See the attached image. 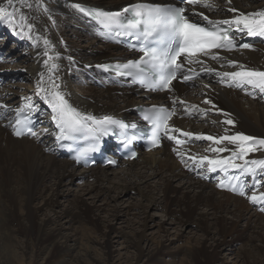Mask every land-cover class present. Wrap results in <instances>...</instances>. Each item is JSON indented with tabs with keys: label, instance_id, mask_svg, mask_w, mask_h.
<instances>
[{
	"label": "bare ground",
	"instance_id": "1",
	"mask_svg": "<svg viewBox=\"0 0 264 264\" xmlns=\"http://www.w3.org/2000/svg\"><path fill=\"white\" fill-rule=\"evenodd\" d=\"M143 1L154 0H13L11 6L7 5V0H0V5L5 6L7 11L16 13L17 21L15 29L9 27L7 21H0V34L15 39L13 47L19 49L14 53L12 47L7 48L6 43H0V57L3 60L0 63V81H7L13 69L17 72L14 61L18 64L23 62L29 66L26 73L30 85L27 89L32 98V101L17 99L16 85L9 81L0 90V103L9 113L33 109V112H39L46 119L41 135L35 139H14L9 130L0 124V249H17L13 243L23 237L24 242L19 249H32L38 254L56 249L59 253L57 264H67L74 249L70 243L77 244L78 241L86 240L95 245L94 248H91L92 245L87 247L96 249L95 262L110 264L114 257L110 244L115 237L122 239L123 249L133 250V264H159L163 260L161 253L166 248L163 242L151 246L142 230L129 233L117 231L100 218L105 213L110 219H115L118 214L113 204L132 192L137 197V203L131 206L130 211L134 212V217L142 216V228L146 227L145 210L155 208L164 210L179 225L191 223L200 231L202 240L188 246L189 250L179 264H198V255L204 258L215 255L220 244L227 240L229 243H244L247 264H264V216L251 213L249 207L253 204L262 210L264 202L252 203L249 198L227 192L225 186L222 188L218 183L202 181V177L209 178V166H197L189 159L202 156L227 159L231 152L217 154L210 149L225 145L229 149H236L235 145L227 144V141L214 145L211 141L201 139L207 143L202 150L179 149L175 140H171V148L165 146L156 152L142 153L134 162H117L120 171L113 179L106 166L97 165L78 170L77 173L78 165L56 151L54 145L57 132L52 124L54 122L49 121L55 113H48L44 108L45 105L50 106L45 97L53 101L52 92L63 95L80 116L98 118L115 116L130 119L129 111L132 108L164 100L162 96L139 95L135 90L105 84L95 66L120 61L125 53L103 44L94 27L77 13V6L80 5L117 11L126 5ZM211 2L214 5L212 8L200 12L208 13L212 19H231L242 13L264 10V0ZM230 8L236 12L229 11ZM28 25H31V29ZM1 35L0 38H3ZM76 40L81 44H77L79 42ZM96 44L100 46L96 47ZM80 47L87 49L81 50ZM229 62H235L237 67H230ZM239 65L250 70L264 71V44H250L249 48L242 51L220 54L217 60L202 66L205 70L213 69L211 76L207 74L204 78L203 86L196 83L192 84V89L175 86L176 96H181L178 99L196 108L192 109L193 120H175L171 128L194 135L220 137L243 133L257 140L264 139V94L248 85L234 86L227 90L224 88L225 82L217 84L213 76L214 71H238ZM81 82H84V86H81ZM53 83L57 87L54 88ZM38 86L43 89L39 94ZM80 91L85 96H80ZM206 100L209 103H204ZM26 104H30L31 108H26ZM198 109L200 113H197ZM202 112H207V115L202 117ZM224 112L230 114L235 126L222 123ZM175 135L182 141L189 139L180 136L178 132ZM257 147L259 150L249 153L244 160L237 158L235 161L264 160V147ZM177 151L183 152L184 156H178ZM185 160L193 162L188 172L183 169ZM243 175L251 179L254 175L264 177V169L257 168L254 174L245 171ZM82 178L90 183H87L80 197L76 196L77 199L68 206L56 211L65 200L61 190L66 186L65 182L72 183ZM153 180L157 182L152 186ZM259 185L257 183L254 189ZM256 191L247 197L264 194V191ZM86 200H90V204ZM100 202L103 204L99 205ZM44 209L53 212V217L39 219ZM242 221L245 222L243 229L239 228ZM65 224L69 227L78 224L81 228H74L72 235H66L63 234ZM2 257L0 255V264H8ZM87 257V254L80 255L77 263L83 264Z\"/></svg>",
	"mask_w": 264,
	"mask_h": 264
},
{
	"label": "snow or ice",
	"instance_id": "2",
	"mask_svg": "<svg viewBox=\"0 0 264 264\" xmlns=\"http://www.w3.org/2000/svg\"><path fill=\"white\" fill-rule=\"evenodd\" d=\"M188 4H199L205 8H212L214 5L211 0H186ZM230 2V0H229ZM13 0H7V5L11 6ZM83 11V9H80ZM133 11H136L139 15L146 19L142 20H130L128 22V27L137 28L141 24L143 27V35L145 38L156 36L162 38L165 43V47L161 50L153 49L151 52H146V56H150L152 63V68H159V86L164 89H168L171 81L176 77V71L182 69L183 62L178 63V58L184 56L188 64L202 63V61L194 60L198 55L211 56L213 59H218V57L212 53L213 49L223 48L230 50L234 47V41L229 35V30H234L236 32L246 31L249 36H262L264 37V10L257 11L250 14H239L234 16L231 19H223L212 21L209 17L204 16L203 19L208 21V24L211 27L201 26L197 23H194L190 20L189 17L185 16L184 8H159L151 7L147 5H134L132 6ZM125 12L130 11L126 8ZM229 11L236 12L235 9L230 8ZM88 14V13H86ZM16 13L7 11V8L3 5H0V21H7L9 27L15 29L17 21L15 19ZM98 21L105 26L112 23H116L120 16L119 13H110V12H97L95 14ZM221 25L227 27H220ZM28 28L31 29V25H28ZM244 48H249V44L242 45ZM45 55H48L45 52ZM47 63V62H45ZM230 67H237L235 62H229ZM125 68H139L135 64L124 65ZM240 70L234 72H223L216 73L220 78L221 82L224 83L225 78L227 80L233 81L234 83L229 86L243 87L245 85L250 86L252 89H258L261 94H264V71L250 70L246 69L243 65L238 66ZM108 69H105L107 71ZM191 71V69H189ZM139 71L144 72L145 69L140 68ZM209 73L213 69H206ZM117 75L122 73L117 69ZM132 75L131 72L127 73ZM183 79L188 81L193 79V76L184 75ZM53 87H57L53 83ZM43 89L38 86L37 94L42 92ZM53 101L45 100L53 108L55 115L53 119L56 121V124L59 128V134L56 136L58 141L68 140L73 138L72 134L81 131L82 128L88 127V131L92 132L94 129L87 125V121L91 120L95 125H107V124H116L118 121L113 120L111 117H105L103 120H95L92 117H81L79 113L75 112L68 105L67 101L61 96L58 92H52ZM175 103V101H174ZM181 104L184 101H180ZM204 103H209V101H204ZM26 108H31L30 104L25 105ZM195 105L186 106L185 112L190 114L189 109H195ZM23 111V109L21 110ZM219 111V110H217ZM175 110L167 112L165 110H160L155 112L154 118L146 116L145 119L152 120L158 128L162 129L166 135L168 133H179L180 136L188 137L189 139L196 140H208L211 141L214 145H221L225 141L227 144L235 145L236 149H229L227 145L224 147H212L211 152L214 153H223L231 152V156L227 159H209L207 156L202 157H189L192 159L197 166H202L207 164L210 171H216L217 168L226 170L227 168H239L241 171H246L250 173H255L257 168L264 169V160H252L244 161V165H250L245 168L244 165H238L234 161L235 159L244 160L245 156L253 151H258L259 148L257 145L264 147V139H259L245 135L243 133H236L233 135H224L220 137L214 136H205V135H194L188 132H182L179 129L171 128L168 124V121L173 115H175ZM225 116V119L222 123L230 126H235V122L231 119L230 114L227 112L222 113ZM17 125L21 124L22 121L17 119ZM32 135H36L35 132L29 129ZM17 135H21L20 131L16 132ZM169 140H175L177 145L185 143L174 135H168ZM159 143L158 137H153L152 144L157 146ZM175 151V149H174ZM177 155L183 157L184 153L177 151ZM239 179L238 177L236 178ZM259 183V182H257ZM220 187H224L223 184ZM235 190V189H234ZM240 195H245L244 191H240ZM252 203L264 202V194L256 196L253 194L251 197H248Z\"/></svg>",
	"mask_w": 264,
	"mask_h": 264
},
{
	"label": "rangeland",
	"instance_id": "3",
	"mask_svg": "<svg viewBox=\"0 0 264 264\" xmlns=\"http://www.w3.org/2000/svg\"><path fill=\"white\" fill-rule=\"evenodd\" d=\"M1 36H3V38H0V43H3V44L6 43L7 48L10 46L13 48L12 50L14 51V53L18 52L19 49L16 47H13V44H12L14 43L13 41L15 39L13 40L12 38H9L7 36L5 37L4 35H1ZM76 41L79 42V40H76ZM77 44H81V43L79 42ZM97 46H100V45L96 44V47ZM80 48L81 50L87 49L83 47H80ZM14 62L17 67V72H16V69H13L14 72L10 75V78L7 81H5L6 83L4 82L1 84V90L4 88L3 86H5L10 81V84L16 85L15 90L17 91V95L15 97L17 99H21V98L31 99V96L29 94L30 91L27 89V87L30 85V81L28 80V75L26 73L27 67L29 66H27L23 62H19V64L17 61H14ZM14 74H17V75L12 76ZM83 83L84 82H81L82 84L81 86H84ZM96 88L99 89L98 87ZM79 94L80 96H83L85 93L80 91ZM208 117H211V116L209 115ZM253 160H258V159H253ZM247 161L250 162L252 160L247 159ZM249 166L250 165H247V167ZM77 167H76L77 169L76 171L78 173V170H81V169ZM118 168L119 166H115V167L106 166V170H109V173L111 174L110 175L111 179L115 178L118 175V172L120 171ZM260 177H263V176H260ZM156 182H154V180L151 181V185L153 186L154 184H156ZM87 183H90V182L83 178L75 179L72 183L66 181L65 182L66 186L61 189L62 193L65 194V200H63L60 206H58L55 210L60 211L66 206H68L70 202L79 198L82 190L85 188ZM260 183L261 182H259V184ZM262 188H264V185H262V187H260L259 190H263ZM134 196H135L134 193L132 192L128 193L126 197H123L118 203L113 204V206H116V210L118 214L116 216L117 218L115 217V219H110L105 213H103L101 214V217H100L101 220L110 224L117 231H123V232L129 233L134 230L135 231L142 230L144 232V236L146 235V238L149 240V244L151 246L155 245L158 242H163L165 244L166 248L161 253V259L163 260L159 264H179L180 260L183 258L182 256L187 252V250H189L187 249L188 246L195 245L197 244V242L202 240V235L200 231L197 229V227L194 224H191V223L188 225L186 224L184 226L179 225V223L175 221L173 218L168 217L164 210L155 209V208H148L145 210L146 212L145 217L147 221L145 224L146 227L142 228L141 227L142 226V222H141L142 216L134 217L132 215L134 212L130 211L131 206L133 205L136 206V203H137L136 202L137 197L136 196L134 197ZM86 203L90 204V200L88 201L86 200ZM98 204L102 205L103 203L100 202ZM249 207H250L251 213H257L258 215L264 216V204H263L262 210L256 208V206H254L253 204H250ZM46 216L52 218L53 212L49 211L48 209H44L39 214V219H44ZM244 225H245L244 221L240 222L239 228L243 229L245 227ZM68 227L69 225L65 224V229L63 230V234L72 235L74 228L75 229H78L79 227L81 228V226L78 224H73L69 228ZM261 233H263V231H261ZM91 237H93L92 234H91ZM18 242L13 243L15 244L14 245L15 248L18 247L15 250L14 249H0L1 257L3 256L2 258L5 259L6 262L8 261L7 262L8 264H57L59 260V253L56 249H52L51 252L44 250L43 252H39L38 254V253H35L32 249H19V246H21L22 243L24 242L23 237H19ZM78 243L77 244L72 243V242L70 243L71 248H74V249H72V253L67 260V264H70V263L79 264L77 263V259L82 254H87L88 256L86 258L87 261L83 262V264H93V263L98 264L95 262V259L97 258L96 249H87V247H90L91 245L93 246V247L91 246V248H94L95 245L88 243L86 240L78 241ZM122 243L123 241L120 238L114 237L113 239H111L112 245L110 244V247L114 253L113 254L114 257L110 261V264H133V262L131 261V256H133V250L123 249ZM257 243L259 244V242ZM173 246H175V248ZM244 247H245L244 243L241 241H235L232 243H229L228 240L224 241L220 244L215 255L206 257V258H204L202 255L201 256L198 255L199 256L198 264H247L246 259H245V254H244V251H245ZM9 250L10 251L12 250V251L10 252ZM185 257L187 258V256Z\"/></svg>",
	"mask_w": 264,
	"mask_h": 264
}]
</instances>
